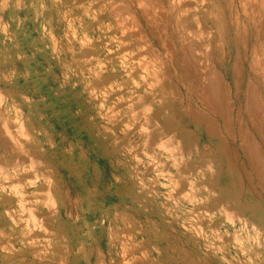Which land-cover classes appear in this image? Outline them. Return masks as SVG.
<instances>
[{
  "label": "rangeland",
  "instance_id": "1",
  "mask_svg": "<svg viewBox=\"0 0 264 264\" xmlns=\"http://www.w3.org/2000/svg\"><path fill=\"white\" fill-rule=\"evenodd\" d=\"M263 4L0 0V264H264V145L253 132H264V101L252 73L261 65L263 79ZM249 86L263 102L254 128Z\"/></svg>",
  "mask_w": 264,
  "mask_h": 264
},
{
  "label": "bare ground",
  "instance_id": "2",
  "mask_svg": "<svg viewBox=\"0 0 264 264\" xmlns=\"http://www.w3.org/2000/svg\"><path fill=\"white\" fill-rule=\"evenodd\" d=\"M209 1H210V0H209ZM223 1H224V0H223ZM229 1H230V0H229ZM234 1H235V0H234ZM238 1H239L240 5H242V0H238ZM247 1H248V0H247ZM216 2H217V1H216ZM232 2H233V1H232ZM251 2H252V1H251ZM253 2H254V0H253ZM255 2H256V1H255ZM258 2L261 3L260 1H258ZM262 2H263V0H262ZM222 3H223V2H222ZM225 3H227V2H225ZM229 3H231V2H228V3H227L228 6L231 5V4L229 5ZM244 3H245V2H244ZM1 4H2V3H1ZM248 4H250V3L248 2ZM210 5H213V4L211 3ZM219 5H220V4H219ZM221 5H223V4H221ZM250 5H251V6H252V5L254 6L255 4L252 3V4H250ZM250 5H249V6H250ZM256 5H257V4H256ZM260 5H262V4H260ZM260 5H259V6H260ZM263 5H264V4H263ZM213 6H214V5H213ZM244 6H245V5H244ZM257 6H258V5H257ZM246 7H247V6H245V9H246ZM263 7H264V6H263ZM168 8H169V6H168ZM205 8H206V7H205ZM238 8H239V7H238ZM260 8H261V9H264V8H262V6H260ZM180 9H181V8H180ZM215 9H216V8H215ZM231 9H232V8H231ZM240 9L242 10L243 8H240ZM261 9H260V10H261ZM114 10H115V9H114ZM167 10H168V9H167ZM171 10H172V9H171ZM217 10H218V9H217ZM217 10H215V11H217ZM222 10H223V8H222ZM228 10H229V7H228ZM234 10H235V9H234ZM234 10H233V11H234ZM246 10H247V9H246ZM256 10H257V9H256ZM180 11L182 12V10H180ZM184 11H185V10H184ZM204 11H205V9H204ZM248 11H250V9H249ZM248 11H247V12H248ZM261 11H262V10H261ZM261 11H260V12H261ZM213 12H214V11H213ZM221 12H222V11H221ZM221 12H220V13H221ZM235 12H236V10H235ZM242 12H243V13H246L245 10H242ZM182 13H183V12H182ZM185 13H186V12H185ZM188 13H189V12H188ZM206 13H207V12H206ZM243 13H242V14H243ZM248 13H249V12H248ZM251 13H252V12H251ZM261 13H262V15H263L264 10H263ZM131 14H132V13H131ZM216 14H217V13H216ZM228 14H229V13H228ZM234 14H235V16H236V18H237V14H238V13L236 12V13H234ZM234 14H233V15H234ZM246 14H247V13H246ZM258 14H259V13H258ZM185 15H186V14H185ZM185 15H182V16L185 17ZM219 15H220V14H219ZM250 15H252V14H250ZM175 16L177 17L176 14H175ZM179 16H180V15H179ZM221 16H222V15H221ZM238 16H239V15H238ZM245 16H246V15H245ZM247 16H248V15H247ZM247 16H246V17H247ZM258 16H260V17L262 18L261 15H258ZM258 16H256V17H258ZM146 17H147V15H146ZM176 17H175V18H176ZM191 17H192V16H191ZM218 17H219V16H218ZM223 17H224V16H223ZM230 17H231V16H230ZM254 17H255V14H254ZM260 17H259V18H260ZM131 18H132V17H131ZM160 18H161V17H160ZM248 18H250V17L248 16ZM263 18H264V16H263ZM192 19H193V18H191V20H192ZM214 19H215V18H214ZM217 19H218V18H217ZM222 19H223V18H222ZM226 19H227V18H226ZM228 19H229V18H228ZM250 19H251V18H250ZM147 20H148V19H147ZM174 20H175V19H174ZM186 20H188V18H186ZM212 20H213V16H212ZM218 20H219V19H218ZM224 20H225V19H224ZM233 20H234V17H233ZM235 20H237V19H235ZM253 20H255V19H253ZM253 20H252V23H253ZM256 20H257V19H256ZM256 20H255V21H256ZM133 21H134V20H133ZM150 21H151V19H150ZM150 21H149V20H148V21H145V20H144V24H145V26L147 27L148 30H153L155 27H153V29L150 28V27H151V26H150ZM193 21H195V20H193ZM214 21H215V20H214ZM259 21H260V20H259ZM153 22H154V21H153ZM153 22H152V23H153ZM189 22H190L189 20L186 21L187 24H188ZM219 22H220V21H219ZM227 22H229V21H227ZM230 22H231V21H230ZM239 22H240V21H239ZM261 22H263V20H262ZM154 23H155V22H154ZM154 23H153V24H154ZM215 23H216V22H215ZM233 23H234V22H233ZM244 23H245V22H244ZM159 24H160V21H159ZM184 24H185V23H184ZM184 24H182V25H183V29H184V31H185V32H188V33L190 34L191 31H190L189 29H186L185 27H187V26H185ZM194 24H196V23H194ZM218 24H219L218 26H220V23H218ZM222 24H223V23H222ZM231 24H232V23H231ZM234 24H235V23H234ZM236 24H237V23H236ZM236 24H235V25H236ZM240 24H242V23H240ZM253 24H255V23H253ZM258 24H261V23H258ZM164 25H165V24H164ZM164 25H163L162 27H164ZM235 25H234V27H235ZM245 25H246V24H245ZM135 26H136V25H135ZM137 26H138V25H137ZM152 26H154V25H152ZM170 26H172V25H170ZM184 26H185V27H184ZM224 26H225V25H224ZM236 26H237V25H236ZM241 26H242V25H241ZM251 26H253V25H251ZM254 26H256V25H254ZM261 26H262V25H261ZM158 27H159V26H158ZM158 27H157V28H158ZM175 27H176V26H175ZM191 27H192V26H191ZM220 27H221V26H220ZM259 27H260V26H259ZM259 27H258V28H259ZM165 28H166V27H165ZM177 28H178V27H177ZM177 28H176V30H177ZM189 28H190V27H189ZM197 28H198V27H196V29H197ZM222 28H223V27H222ZM222 28H219V29L221 30ZM236 28H237V27H236ZM236 28H234V31H237ZM242 28H244V26H242ZM258 28H256V29H258ZM135 29H136V28H135ZM178 29H179V28H178ZM196 29H195V30H196ZM199 29H200V28H199ZM199 29H198V31H199ZM227 29H228V28H227ZM238 29L240 30V28H238ZM245 29H246V28H245ZM131 30H132V29H131ZM168 30H170V29H168ZM186 30H187V31H186ZM191 30H192V29H191ZM223 30H224V29H223ZM223 30H222V31H223ZM247 30H248V28H247ZM247 30L242 29V31H247ZM136 31H137V30H136ZM153 31H154V33H155L156 30H153ZM182 31H183V30H182ZM182 31H181V32H182ZM192 31H194V30H192ZM230 31H231V29H230ZM232 31H233V30H232ZM257 31H259V30H257ZM137 32H138V31H137ZM137 32H136V33H137ZM150 32H151V31H150ZM158 32H159V31H158ZM162 32H164V31L162 30ZM199 32H200V31H199ZM207 32H208V31H207ZM223 32H224V31H223ZM240 32H241V31H240ZM139 33H140V32H139ZM170 33H171V30H170ZM196 33H197V35H196ZM215 33H216V32H215ZM215 33H214V34H215ZM220 33H221V31H220ZM255 33H257V32H255ZM259 33H261V32H259ZM134 34H135V32H134ZM140 34H141V33H140ZM157 34H159V33H157ZM160 34H161V32H160ZM171 34H173V33H171ZM171 34H170V35H171ZM185 34H186V33H184V35H185ZM198 34H199V33H198L197 30H196V31H195V35H196V36L194 35L196 40L199 38ZM206 34H207V33H206ZM216 34H217V33H216ZM218 34H219V33H218ZM224 34H225V33H224ZM249 34H250V33H249ZM263 34H264V33H263ZM141 35H143V34H141ZM177 35H178V34H177ZM179 35H180V34H179ZM187 35H188V34H187ZM191 35H192V32H191ZM256 35H257V34H256ZM143 36H144V35H143ZM143 36H141V37L143 38ZM180 36H181V35H180ZM188 36L190 37V35H188ZM212 36H213V34H212ZM247 36H248V35H247ZM260 36H261V38H262V35H260ZM263 36H264V35H263ZM144 37H145V36H144ZM162 37H163V35H162ZM178 37H179V36H178ZM182 37H183V36H182ZM226 37H227V35H226ZM245 37H246V36H245ZM179 38H180V37H179ZM183 38H186V37H183ZM192 38L194 39L193 35H192ZM206 38H207V37H206ZM206 38H205V39H206ZM227 38H228V37H227ZM241 38H242V37H241ZM144 39H145V38H144ZM158 39H160V37H159ZM181 39H182V38H181ZM181 39H180V40H181ZM195 39H194V40H195ZM200 39H201V38H200ZM209 39H210V37H209ZM216 39H217V38H216ZM233 39H234V38H233ZM255 39H256V37H255ZM140 40H142V39H140ZM180 40L178 39V41H180ZM184 40H185V39H184ZM188 40H189V38H188ZM206 40H207V39H206ZM245 40H246V39H245ZM263 40H264V38H263ZM263 40H262V41H263ZM158 41H160V40H158ZM158 41H157V42H158ZM182 41H183V39H182ZM189 41H190V40H189ZM202 41H203V40H202ZM216 41H217V40H216ZM232 41H233V40H232ZM237 41H238V39H237ZM247 41H248V40H247ZM198 42H200V43H199L200 45L205 44V43H201V41H199V39H198ZM252 42H253V41H252ZM255 42H257V41H255ZM263 42H264V41H263ZM158 43H159V42H158ZM164 43H165V42H164ZM177 43H178V42H177ZM179 43H180V42H179ZM187 43H188V42H186V43H184V44H186L187 46H191V45H190L191 43H190V44H189V43L187 44ZM215 43H216V42H215ZM221 43H222V42H221ZM233 43H234V42H233ZM253 43H254V42H253ZM161 44H162V43H161ZM166 44H167V43H166ZM207 44H208V43H206V45H207ZM218 44H219V41H218ZM247 44H248V43H246V45H247ZM162 45H163V44H162ZM179 45H180V44H179ZM186 45H183V48H184V46H186ZM206 45H205V47H206ZM235 45H236V44H235ZM260 45H261V44H260ZM260 45H259V46H260ZM262 45H263V43H262ZM187 46L185 47V48H187V51L190 50V49H192V46H191V48H189V47H187ZM203 46H204V45H203ZM203 46H202V47H203ZM218 46H221V45L219 44ZM181 47H182V45H181ZM246 47H248V46H246ZM195 48H196V47H195ZM195 48H194V46H193V50L196 51ZM206 48H207V47H206ZM219 48H220V47H219ZM219 48H218V49H219ZM242 48H244L243 45H242ZM254 48H255V46H254ZM179 49H180V46H179ZM245 49H246V48H245ZM255 49H256V48H255ZM154 50H155V49H154ZM161 50H163V49H161ZM185 50H186V49H185ZM185 50H184V53H185ZM204 50H205V49H204ZM241 50H242V49H241ZM259 50H260V52H261V48H259ZM259 50H258V51H259ZM181 51H182V48H181V50H179V53H180ZM191 51H192V50H191ZM195 51H193V52L196 53L197 51H196V52H195ZM263 51H264V50H263ZM263 51H262V53H263ZM193 52H190V53H193ZM162 53L164 54V52H162ZM162 53H161V54H162ZM165 53H166V51H165ZM194 53H193V54H194ZM215 53H216V52H215ZM248 53H249V52H248ZM254 53H255V52H254ZM262 53H261V55H263ZM148 54H149V53H148ZM186 54H188V57L192 56V54H189V51H188V53H186ZM205 54H206V53H205ZM205 54H204V57H206ZM245 54H246V53H245ZM251 54H252V56H254L252 52H251ZM255 54H256V53H255ZM155 55H156V54H155ZM165 55H166V54H165ZM169 55H170V54H169ZM182 55H183V54H182ZM182 55H180V56H182ZM194 55H196V54H194ZM194 55H193V57H194V61H195V63H196V65H195V63H194V65H195L194 67H195L196 69H198L196 66L198 65V62H200V60L202 61V57H203V56H202V54H201L202 57L200 56L201 59H200V60L198 59L199 61L197 60V61H198V62H197V61H196V57H195ZM248 55H249V54H248ZM261 55H260V56H261ZM157 56H159V55H157ZM157 56H156V57H157ZM184 56H185V55H184ZM196 56L198 57V52H197V55H196ZM235 56H236V55H235ZM246 56H247V55H246ZM255 56H256V55H255ZM177 57H178V56H177ZM193 57H191L192 61H193ZM204 57H203V58H204ZM218 57H219V56H218ZM244 57H245V55H244ZM256 57H257V56H256ZM263 57H264V56H263ZM263 57H262V56H261V57H258L259 61H260V58H262V60H264ZM153 58H154V57H153ZM252 58H254V57H252ZM252 58L249 57L250 60H253ZM161 59H162V58H161ZM161 59H159V60H161ZM169 59H171V58H169ZM173 59H174V57H173ZM246 59H247V58H246ZM171 60H172V59H171ZM181 60H183V59H181ZM241 60H242V59H241ZM250 60H249V62H250ZM175 61H176V60H175ZM243 61H244V60H243ZM253 61H255V63L257 62L256 60H253ZM163 62H164V61H163ZM187 62H189V61H187ZM202 62H203V61H202ZM202 62H201V65L203 64ZM261 62H262V61H261ZM157 63H160V62L157 60ZM170 63H171V65H172V63L174 64V61H172V62H170ZM175 63H176V62H175ZM179 63H180V62H179ZM184 63H185V62L183 61V65H185ZM242 63H243V62H242ZM257 63L259 64V62H257ZM181 64H182V63H181ZM181 64H180V65H181ZM252 64H254V63L252 62ZM252 64L249 63V66H248L249 70H252V68H253V69L255 68V67H252ZM262 64H263V63H262ZM163 65H164V64H163ZM233 65H234V64H233ZM263 65H264V64H263ZM143 66L145 67V65H143ZM172 66H174V65H172ZM175 66H176V65H175ZM198 66H200V64H199ZM204 66H205V65H204ZM204 66L202 65V69L204 68ZM250 66H251V67H250ZM254 66H255V65H254ZM258 66H259V65H258ZM144 67H143V68H144ZM152 67H153V66H152ZM159 67H160V65H159ZM234 67H235V66H234ZM165 68H166V67H165ZM256 68H257V67H256ZM260 68H262L261 65H260ZM260 68H259V69H260ZM145 69H147V67H145ZM176 69H177V68H176ZM184 69H186V70H183V69L181 68V70L184 71V72L182 71V72H183L182 74H183L184 76H185V74H184L185 71H187L188 73H189V71H190V72H191V71L193 72V70H189V68H188L189 71L187 70V68H184ZM228 69H229V68H228ZM257 69H258V68H257ZM259 69H258V70H254V71L252 70V73L254 72L253 74H256V76H257V78H258V79H256V78L254 77L255 80H256V82H258L256 88L259 89V91H260V93H261V96L263 97V101H264V76H263V79H262V78H261L262 75H261L260 73H263V72H260ZM150 70H151V69H150ZM163 70H164V69H163ZM181 70H180V71H181ZM200 70H201V69H200ZM203 70H204V69H203ZM203 70H202L201 73H202L203 76H205L204 73H203ZM233 70H234V69H233ZM235 70H236V69H235ZM260 70H261V69H260ZM154 71H155V70H154ZM165 71H167V70L165 69ZM165 71H164V73H165ZM198 71H199V69H198ZM258 71H259L260 73H259ZM152 72H153V71H152ZM174 72H176V70H174ZM227 72H228V71H227ZM247 72H248V70H247ZM1 73H2V72H1ZM161 73H162V71H161ZM166 73H167V72H166ZM180 73H181V72H180ZM201 73H200V75H201ZM248 73H249V72H248ZM176 74H177V72H176ZM193 74H194V72H193ZM196 74H198V73H196ZM235 74H236V72H235ZM173 75H174V73H173ZM179 75H180V74H179V72H178V75H177V76H179ZM188 75H189V74H187V77H188ZM246 75H248V74H246ZM260 75H261V76H260ZM155 76H156V75L154 74V76H151V77H152L153 79H156L157 77L155 78ZM177 76H175V77H177ZM194 76H195V78H193V77H189V78H191V79L193 78L194 81H195V79L197 80L198 78H196V75H194ZM198 76H199V75H198ZM232 76H233V75H232ZM187 77H186V78H187ZM200 77H201V76H200ZM200 77H199V78H200ZM237 77H238V75H237ZM241 77H242V76H241ZM251 77H252V75H251ZM152 78H151V79H152ZM172 78H173V77H172ZM184 78H185V77H184ZM189 78H188V79H189ZM148 79H149V78H148ZM178 79H179V77H178ZM181 79H182V78H181ZM201 79H204V78H201ZM228 79H229V78H228ZM246 79H247V78H246ZM158 80H159V79H158ZM163 80H164V79H163ZM175 80H176V79H175ZM189 80H190V79H189ZM198 80H199V79H198ZM234 80H235V79H234ZM237 80H238V79H237ZM247 80H248V79H247ZM144 81H145V80H144ZM159 81H160V80H159ZM164 81H165V80H164ZM164 81H163V82H164ZM177 81L179 82L180 80H177ZM184 81H185V80H184ZM192 81H193V80H192ZM192 81H190V83H191ZM202 81H203V80H202ZM238 81H239V80H238ZM145 82H146V81H145ZM160 82H161V81H160ZM163 82H162V83H163ZM166 82H167V81H166ZM186 82L188 83V81H185V84H184V85H186ZM233 82H234V81H233ZM235 82H236V81H235ZM251 82H252V81H251ZM256 82H255V83H256ZM146 83H147V82H146ZM152 83L154 84V82H152ZM162 83H161V86H162ZM164 83H165V82H164ZM195 83H196V82H195ZM195 83H193V84H195ZM201 83H202V82H201ZM203 83H204V82H203ZM203 83L201 84V86L203 85ZM253 83H254V82H253ZM149 84H151V83H149ZM193 84H190V85H193ZM198 84H199V83H198ZM198 84H197V85H198ZM233 84H234L233 86L236 85L235 83H233ZM145 85H146V84H145ZM188 85H189V83H188ZM188 85H187V86H188ZM204 85H206V84H204ZM7 86H8V85H7ZM135 86H136V85H135ZM167 86H170V85H167ZM167 86H166V87H167ZM181 86H182V85H181ZM207 86H208V85H207ZM140 87H141V86H140ZM140 87H139V88H140ZM166 87H164V89H165ZM170 87L172 88V86H170ZM170 87H169V88H170ZM178 87H179V86H178ZM202 87H203V86H202ZM237 87H238V86H237ZM237 87H236V88H237ZM0 88H1V86H0ZM4 88H5V87H4ZM141 88H142V87H141ZM141 88H140V89H141ZM152 88H153V87H152ZM162 88H163V87H162ZM238 88H239V87H238ZM238 88H237V90H238ZM254 88H255V87H254ZM256 88H255V89H256ZM183 89H184V88H183ZM186 89L188 90L187 87H186ZM189 89H190V86H189ZM194 89H195V88H194ZM194 89L191 88V91H192V90L194 91ZM200 89H201V88H200ZM207 89H208V87H207ZM207 89H206V90H207ZM234 89H235V87H234ZM249 89H250V90H249ZM249 89L246 90L245 101H246V105H247V107H248V109H249L250 112H249L248 114H246V116H245L246 122H245L244 124H246L247 127H250V128H251V127L253 126L252 128H254L255 125H258V122H259L258 120L261 119V118L259 117V116H260V113H259L258 108H257V107L260 108V105H258V102H259V101H258V100H259V99H258V98H259L258 96H259V95H258V93H257V95H258L257 97H258V98H255L256 95H254L253 93H254V92L256 93V90L253 91V88H252V87L250 88V86H249ZM151 90H152V89H151ZM165 90L167 91V88H166ZM165 90H164V91H165ZM168 90L170 91V89H168ZM184 90H185V89H184ZM196 90H197V89H196ZM211 90H212V89H211ZM211 90H210V91H211ZM213 90H214V87H213ZM243 90H244V89H243ZM138 91H139V90H138ZM166 91H165V94H166ZM188 91H189V90H188ZM191 91H190V92H191ZM204 91H205V90H204ZM208 91H209V90H208ZM251 91H252V92H251ZM259 91H258V92H259ZM190 92H189V93H190ZM234 92H235V91H234ZM238 92H239V91H238ZM3 93H4V92H3ZM149 93H150V92H149ZM149 93H148V94H149ZM177 93H178V91H177ZM185 93H186V92H185ZM192 93H193V92H192ZM210 93H211V92H209V94H208L209 97H210V95H211V96L214 95L215 91L213 92V94H210ZM194 94H195V92H194ZM196 94H197V93H196ZM206 94H207V93H206ZM206 94H205V95H206ZM137 95H138V94H137ZM137 95H136V96H137ZM184 95H185V94H184ZM215 95H216V93H215ZM215 95H214V96H215ZM220 95H221V94H220ZM222 95H224V94H222ZM233 95H234V93H233ZM233 95H232V96H233ZM238 95H239V94H238ZM0 96H1V95H0ZM150 96H151V95H150ZM152 96H153V95H152ZM163 96L165 97V95H163ZM1 97H2V96H1ZM5 97H6V96H5ZM154 97H155V96H154ZM197 97H198V94H197ZM205 97H206V96H205ZM209 97H208V99L206 100V101H207V104H208V101H209L211 98H212L213 100L215 99V98H213V96H212L210 99H209ZM138 98H139V95H138ZM200 98H201V97H200ZM203 98H204V97H203ZM206 98H207V97H206ZM218 98H219V99L221 98L220 100H221V102H222V97H216L215 101H216V100L220 101ZM234 98H235V96H234ZM1 99H2V98H1ZM1 99H0V100H1ZM4 99H5V98H4ZM153 99H154V98H153ZM212 99H211V101H212ZM260 99H261V97H260ZM140 100H141V98H140ZM154 100H155V99H154ZM197 100H198V99H197ZM223 100H224V97H223ZM225 100H226V99H225ZM137 101H139V100H137ZM199 101H200V100H199ZM211 101H210V103H211V104L214 103V106H215L216 102H218V101H216V102H214V101L211 102ZM242 101H243V100H242ZM178 102H179V100H178ZM201 102H203V100H202ZM201 102H200V104H201ZM223 102H224V101H223ZM229 102H230V101H229ZM237 102H238V101H237ZM139 103H140V102H139ZM154 103H155V102H154ZM160 103H161V101H160ZM186 103H187V102H186ZM204 103L206 104L205 101H204L202 104L204 105ZM240 103H241V102H240ZM259 103H261V102H259ZM262 103H263V102H262ZM262 103H261V105H262ZM8 104H9V103H8ZM8 104H7V105H8ZM147 104H148V103H147ZM149 104H150V103H149ZM149 104H148V105H149ZM187 104H188V103H187ZM238 104H239V103H238ZM238 104H237V105H238ZM189 105H190V104H188V106H189ZM224 105H226V104H224ZM177 106H179V105H177ZM185 106H186V105H185ZM206 106L208 107V105H206ZM210 106H212V105H209V107H210ZM214 106H213V107H214ZM216 106H217V104H216ZM262 106H263V105H262ZM143 107H144V106H143ZM143 107H142V108H143ZM145 107H146V105H145ZM149 107H151V106H149ZM218 107H219V106H218ZM228 107H230V105H229ZM228 107H227V109H228ZM238 107H239V106H238ZM178 108H179V107H178ZM191 108H192V107H191ZM210 108H212V107H210ZM215 108H216V107H215ZM223 108H225V107H223ZM223 108H222V109H223ZM150 109H151V108H150ZM152 109H153V108H152ZM187 109H188V108H187ZM219 109H220V108H219ZM219 109H217V108H216V109H212V111H213V112L215 111L216 113H218ZM134 110H135V109H134ZM189 110H190V109H189ZM191 110H193V108H192ZM208 110L210 111L209 108H208ZM216 110H217V111H216ZM136 111H137V109H136ZM180 111H181V110H180ZM180 111H179V112H180ZM182 111H183V110H182ZM187 111H188V110H187ZM187 111H186V112H187ZM195 111H196V110H195ZM212 111H211V112H212ZM252 111H254V112H252ZM1 112H2V110H1ZM131 112H132V111H131ZM131 112H130V113H131ZM193 112H194V110H193ZM193 112L190 111V112H187V113L193 114ZM239 112H240V109L237 111V113L239 114ZM140 113H141V112H140ZM175 113H176V111H175ZM196 113H197V112H195V114H196ZM235 113H236V110H235ZM246 113H247V112H246ZM3 114H4V112H3ZM178 114H179V113H177V115H178ZM185 114H186V113H185ZM190 114H189V115H190ZM200 114H201V113H200ZM228 114H229V113H228ZM228 114H226V116H228ZM133 115L135 116V114H133ZM133 115H132V117H133ZM149 115H150V113H149ZM183 115H184V114H183ZM186 115H187V114H186ZM240 115H241V114H240ZM150 116H151V115H150ZM152 116H153V115H152ZM179 116H180V115H179ZM184 116H185V115H184ZM198 116H200V115H198ZM222 116H223V115H222ZM224 116H225V115H224ZM232 116H233V115H232ZM235 116H236V115H235ZM237 116H238V115H237ZM237 116H236V117H237ZM229 117H230V115H229ZM229 117H228V118H229ZM239 117H240V116H239ZM134 118H136V117H134ZM146 118H147V117H146ZM146 118H145V119H146ZM180 118H181V116H180ZM201 118H202V117H201ZM234 118H235V117H234ZM138 119H141V118L138 117ZM138 119H137V120H138ZM147 119H148V118H147ZM147 119H146V120H147ZM161 119H162V118H161ZM181 119H182V118H181ZM224 119H225V118L223 117V118H222V121H223V122H224ZM232 119H233V117H232ZM137 120H136V121H137ZM185 120H186V119H185ZM236 120H237V123H238L239 118L237 117ZM240 120H241V119H240ZM143 121H144V120H143ZM188 121H189V119H188ZM194 121H195V119H194ZM201 121H202V119H201ZM227 121H228V122L224 123V124H226L225 127L228 125V127H227L226 130H229V128H230V130H229V131H230V134H229V135H230V136H233V135H232V132H231V131H232V130H231L232 128L230 127V122H229V121H230V118H229V120H227ZM231 121H233V120H231ZM146 123H147V122H146ZM150 123H151V122H150ZM152 123H154V120H153ZM227 123H229V124H227ZM231 123H232V122H231ZM239 123H240V122H239ZM155 124H157V123L155 122ZM198 124L200 125V123H198ZM240 124H241V123H240ZM242 124H243V123H242ZM260 124H261V123H260ZM20 125H21V124H20ZM153 125H154V124H153ZM156 126H157V125H156ZM156 126H154V127H156ZM183 126H184V125H182V127H183ZM185 126H187V125H185ZM246 126L244 125V128H242L243 130H241V128H240V130H239V133H240V134H239V136H240V137H239V138H240V144H239V146H240L241 150L243 151L242 156H243V154L245 155V158H246V160H247V162H248V165H249V167H251L250 169H253L252 166H253V164H254V159L252 160V158L255 157V156H254V154H252L253 157L251 158V154L249 153V152L252 153V151H251V149H250L251 147L249 148V146H248L249 143L247 144V142H245V140H244L245 136H247V135H246V132H245V130H244V129L246 128ZM261 126H262V125H261ZM13 127H14V126H13ZM237 127H238V125H237ZM240 127H241V125H240ZM258 127H259V126H258ZM258 127L256 126V129H258ZM263 127H264V126H263ZM10 128H11V127H10ZM151 128H152V127H151ZM259 128H261V127H259ZM13 129H14V128H13ZM147 129H148V128H147ZM184 129H186V128H184ZM234 129H235V128H234ZM234 129H233V130H234ZM246 129H248V128H246ZM254 129H255V128H254ZM254 129H253V132H255L256 135H259L258 139H259V140L261 139L260 141H262L261 143L264 145V132H262L261 129H260L261 131H260V130H256V131H255ZM143 130H144V129H143ZM187 130H188V129H187ZM226 130H225V131H226ZM237 130H238V129H237ZM237 130H236V131H237ZM3 131H5V130H3ZM6 131H7V129H6ZM12 131H13V130H12ZM145 131H147V130H145ZM151 131H152V130H151ZM184 131H185V133H187L186 130H184ZM247 131H249V130H247ZM237 132H238V131H237ZM6 133H7V132H6ZM12 133H14V132H12ZM15 133H18V132H15ZM191 133H192V132H191ZM226 133H228V132H226ZM8 134H9V133H8ZM169 134H170V133H169ZM179 134H180V133H179ZM181 134H182V132H181ZM1 135H2V136H3V135L5 136V132H2ZM12 135H13V134H12ZM186 135H187V134H186ZM189 135H190V134H189ZM7 136H8V135H6V138H7ZM9 136H11V134H10ZM16 136H17V135H16ZM169 136H170V135H169ZM171 136H172V135H171ZM178 136H179V135H178ZM191 136H192V135H191ZM11 137H14V135L11 136ZM237 137H238V136H237ZM9 138H10V137H9ZM239 138H238V139H239ZM248 138H250V137H248ZM2 139H5V138H2ZM7 139H8V138H7ZM7 139H6V140H7ZM13 139H14V138H12V140H13ZM15 139H17V138L15 137ZM15 139H14V140H15ZM163 139H165V138L163 137ZM163 139H162V140H163ZM166 139L168 140V138H166ZM175 139H177V138H175ZM231 139H232V141H233V137H232ZM246 139H247V138H246ZM254 139H255V138H254ZM158 140H159V138H158ZM173 140H174V139H172V141H173ZM10 141H11V138H10ZM10 141H9V144H10ZM17 141H19V140H17ZM17 141L14 142V146H15V143H17ZM165 141H166V140H165ZM165 141H164L163 143H165ZM172 141H171V143L174 144ZM235 141H236V140H235ZM174 142L176 143L175 140H174ZM248 142H249V140H248ZM258 142H259V141H258ZM6 143L8 144V142H6ZM12 143H13V141H12ZM12 143H11V144H12ZM166 143H168V142L166 141ZM238 143H239V141H238ZM255 143H257V142H255ZM9 144H8V145H9ZM19 144H20V146L18 147ZM169 144H170V143H169ZM177 144L180 145L179 142H178ZM259 144H260V143H259ZM8 145H7V146H8ZM12 145H13V144H12ZM18 145L16 144V146L18 147V148H16V149H20V148H22L21 146H23V145H21L20 142H18ZM162 145H163V144H162ZM165 145H166V144H165ZM174 145H175V144H174ZM257 145H258V143H257ZM16 146H15V147H16ZM166 146H167V145H166ZM250 146H251V145H250ZM23 147H24V146H23ZM4 148H5V146H4ZM6 149H7V148H6ZM23 149H24V148H23ZM167 149H169V147H167ZM249 149H250V150H249ZM258 149H259V147H258ZM262 149H263V148H262ZM9 150H11V149H9ZM259 150H260V149H259ZM259 150H258V151H259ZM7 151H8V150H7ZM22 151H23V150H22ZM2 152H3V151H2ZM11 152H12V151H11ZM11 152H10V153H11ZM178 152H179V151H178ZM253 152H254V151H253ZM5 153H6V152H5ZM12 153H13V152H12ZM12 153H11V154H12ZM205 153H206V152H205ZM260 153H261V152H260ZM16 154H17V153H16ZM196 154H197V153H196ZM203 154H204V153H203ZM203 154H202V155H203ZM249 154H250V156H249ZM6 155H7V153H6ZM199 155H200V154H199ZM189 156H190V155H189ZM200 156H201V155H200ZM30 157H31V156H30ZM160 157H161V156H160ZM187 157H188V156H187ZM197 157H198V156H197ZM248 157H249L250 159H249ZM187 159H188V158H187ZM189 159H190V158H189ZM2 161H3V159H2ZM5 161H6V160H5ZM12 161H14V160H12ZM196 161H197V160H196ZM10 162H11V161H10ZM218 162H219V161H218ZM174 163H175V161H174ZM181 163H182V162H181ZM183 164H184V162H183ZM257 164H258V161H257L256 164H254V167H255V165L257 166ZM204 167H205V166H204ZM206 167H207V166H206ZM208 167H209V166H208ZM208 167H207V168H208ZM260 167H261V166H260ZM1 168H2V167H1ZM255 168H257V171L260 170V169H262V171L264 170L263 168H259V169H258V167H255ZM255 168H254V169H255ZM176 169H177V168H176ZM220 169H221V168H220ZM205 170H206V169H205ZM221 170H222V169H221ZM210 171H211V169H210ZM252 171H253V170H252ZM255 171H256V170H255ZM260 171H261V170H260ZM201 172H202V171H201ZM258 172H259V171H258ZM258 172H257V173H258ZM220 173H221V172H220ZM257 173H255V174H257ZM259 173H261V172H259ZM200 174H201V173H200ZM253 174H254V173H253ZM189 175H190V174H189ZM218 175H219V174H218ZM218 175H217V176H218ZM257 176H258V174H257ZM259 176H261V175L259 174ZM42 177H43V176H42ZM200 177H202V176H200ZM203 177H204V176H203ZM248 177H249V176H248ZM255 177H256V176H255ZM257 178H258V177H257ZM174 179H175V178H174ZM260 179H261V177L259 178V182H260ZM247 180H248V179H247ZM256 180H257V179H256ZM263 180H264V178H263ZM255 183H256V182H255ZM258 184H259V183H258ZM261 184H262V183H261ZM262 185H263V187H264V184H262ZM262 185H261V187H262ZM200 186H202L203 189H204V191H206V190H205L206 188L204 187V185H200ZM259 187H260V186H259ZM169 189H170V188H169ZM199 189H200V188H198V190H199ZM263 190H264V189H263ZM1 191H2V190H1ZM44 192H45V191H44ZM197 192H198V191H197ZM200 192H203V191H200ZM263 192H264V191H263ZM205 196H206V195H205ZM197 197H198V196H197ZM201 197H202V196H201ZM193 198H194V197H193ZM193 198H192V196H191V199H193ZM204 198H205V197H204ZM198 199H200V198H198ZM193 200H194V199H193ZM197 201H198V200H197ZM44 204H45V203H44ZM205 204H206V203H205ZM220 204H221V203H220ZM220 208H221V207H220ZM223 210H224V209H223ZM225 210H226V209H225ZM225 210H224V211H225ZM232 212H233V211H232ZM67 214H68V213H67ZM224 216H225V214H224ZM231 217H232V216H231ZM195 232H196V231H195ZM220 239H221V238H220ZM255 241H256V240H255ZM125 254H126V253H125ZM125 254H124V255H125ZM60 257H61V256H60ZM121 257H122V256H121ZM63 261H64V260H63Z\"/></svg>",
  "mask_w": 264,
  "mask_h": 264
}]
</instances>
